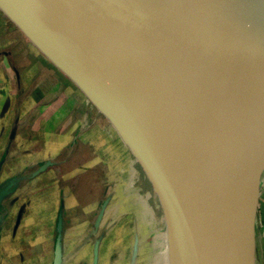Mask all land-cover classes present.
Masks as SVG:
<instances>
[{
	"label": "water",
	"instance_id": "95a60500",
	"mask_svg": "<svg viewBox=\"0 0 264 264\" xmlns=\"http://www.w3.org/2000/svg\"><path fill=\"white\" fill-rule=\"evenodd\" d=\"M0 7L115 124L210 263L253 264L264 149L246 140L254 130L264 138V0H0ZM61 225L60 210L52 264L62 262Z\"/></svg>",
	"mask_w": 264,
	"mask_h": 264
},
{
	"label": "crops",
	"instance_id": "0c3cea01",
	"mask_svg": "<svg viewBox=\"0 0 264 264\" xmlns=\"http://www.w3.org/2000/svg\"><path fill=\"white\" fill-rule=\"evenodd\" d=\"M90 110L99 116L94 115L93 120L90 119ZM101 116L103 117L76 84L0 13V191H5L0 203V216L3 218L1 223L3 225L8 214L12 218V212L14 222L11 229L17 237L20 238L26 230L29 234L38 235L37 231L40 230V233L43 231L45 236H51L55 240L61 210V264H65V246L69 241H65V238L68 236H73L71 239H74L70 250L72 257H76L81 251L85 252L76 262L69 264H92V260H89L92 251L90 254V250H85L84 244L92 243V238L97 235L93 233L94 230L86 234H80L83 229L77 230L90 220L96 204H99L97 200L105 194L104 186L94 180V176L101 174L102 178H106L105 173L107 175L109 170V175L114 177L120 171V164L115 166L114 160L123 148L113 133L106 134L109 121L103 125L98 120ZM91 123L94 124L91 126ZM84 152L87 153V161L84 159L80 166V162L76 161L84 156ZM60 156L64 159L55 162ZM68 160L71 161L70 164ZM46 161H51L52 164L45 170L38 171ZM60 162L73 166L67 170H58ZM44 171L51 173L56 180L55 199L49 184H36L34 181V176ZM50 183L51 186L54 185L52 181ZM138 191L142 193L140 186ZM258 192L254 228L257 239L254 241L253 264H264V172L259 178ZM163 193L159 186L158 204H161L162 209L171 203ZM35 206L36 209L33 208ZM156 212L155 210L150 215L152 223L163 218ZM26 215L29 220L27 228L26 224L21 226ZM71 215L83 217L78 221L81 224L77 228L74 221L78 218L72 223ZM17 218L19 221L15 227ZM102 236L104 238L103 234ZM98 240L100 247L101 237ZM94 242L96 239L91 250ZM52 246L54 249V244Z\"/></svg>",
	"mask_w": 264,
	"mask_h": 264
},
{
	"label": "rangeland",
	"instance_id": "374dc122",
	"mask_svg": "<svg viewBox=\"0 0 264 264\" xmlns=\"http://www.w3.org/2000/svg\"><path fill=\"white\" fill-rule=\"evenodd\" d=\"M0 13L3 12L0 10ZM3 15L5 16L4 13ZM6 19L11 23V21L7 17ZM88 115L92 120L94 115L99 116L98 114H95L93 110H90ZM102 118H99L98 120L101 121L100 123H102L103 125H106L108 123V119L104 116ZM93 124L94 123H91V126ZM249 132V136L251 134H254L251 131ZM116 154L118 153H115V155ZM123 154L124 151L122 149L121 152H119L117 158L115 157V166H119ZM86 155L87 153L84 152V156L78 158L79 160H77L76 162L81 163L85 158H87ZM63 159L64 157L60 156L58 159L55 160V162H58ZM70 160H68L69 164L71 162ZM65 164V162H60L58 166H56L58 167V170L60 168L62 171L64 169L67 170L71 166H73H68L67 164ZM137 165L138 168L141 166L142 168L144 167V164L141 162L140 159H138ZM123 172L117 171V174H115L114 177H111L109 175L110 172L108 170V174L106 175L105 173L106 178H102L101 174H99V176H94V180H98L100 184L104 186L105 194L101 195V200H99V204L96 205V212L90 215V220L86 222V226L83 225L82 228H78L77 231L83 229L80 234H86L94 230L93 233L97 236L92 238V243L95 239L97 241L100 237L101 240H103L102 234H109V236L107 237L108 239L105 240L104 248H101L100 250V247L98 245V254L95 264H123L128 255L129 257L132 255V259L133 257H138L137 264H155V259L154 257H152V255L158 250V246H156V241L159 242V238H156V236L164 229L162 221V219L164 218H162L163 216L161 217V215L167 208H160L161 204H158L157 196L153 192V189L151 190V188H149L147 184L141 185L140 189L144 193L150 194L152 206L157 211L156 213H159L158 215L162 218L156 219V221H154L155 223H152L149 217L146 218L141 213L140 205L136 203L135 198L132 194L129 195V197H125L124 189L120 184V180H118L119 176L123 174ZM262 172H264V167L262 168ZM34 177L33 179L36 184L46 182L50 185V190H52L51 194H54L53 198L55 199L56 185L54 184L53 186H51L50 173H46V171H44L38 174L37 176L35 175ZM136 180V182H142L145 180L144 171H142V169H138V171L136 172ZM102 206L103 208L101 212ZM33 208L36 209L37 207L35 206ZM68 211L72 212L69 209ZM100 212L101 214L99 215ZM113 215L114 219H112ZM11 216L12 218L8 214L3 225L1 223L3 218L0 219V264H52V245L55 243V240H53L51 236H45L42 230V232L40 233V230L37 231V229L36 231L38 232V235H36V233H34V235L29 234V231L26 230L25 232H23L24 234L20 238L17 237L15 233H12L11 229L14 222V213L11 212ZM98 216V220L95 221ZM26 217L27 215L24 216L21 226L23 227V224H26L25 227L27 228L29 220H27ZM68 217L69 216H67V218ZM109 217L111 218L110 220ZM71 218L72 223L73 220H76V218H78V220L74 221L75 224L77 223L76 225H78L81 224L78 221L83 217H76L75 215H71ZM9 219L11 220L9 221ZM68 224H71L69 220ZM71 238H73V236H68L65 238V241L66 239L67 241H70ZM75 239L77 240L76 237ZM256 239L257 237L254 234V241H256ZM62 241L64 240L62 239ZM154 245L155 249L152 254V247ZM60 246H62L61 241ZM92 257L93 253L89 257L90 261L92 260ZM71 258V253L64 255L65 262H68L69 260H71ZM132 264H135L134 259L132 260Z\"/></svg>",
	"mask_w": 264,
	"mask_h": 264
},
{
	"label": "bare ground",
	"instance_id": "6f19581e",
	"mask_svg": "<svg viewBox=\"0 0 264 264\" xmlns=\"http://www.w3.org/2000/svg\"><path fill=\"white\" fill-rule=\"evenodd\" d=\"M1 8V7H0ZM12 23V22H11ZM12 52V51H10ZM16 57V56H15ZM19 58V57H18ZM17 58V59H18ZM33 61V60H32ZM31 61V62H32ZM15 62V60H14ZM29 64V63H28ZM31 64V63H30ZM39 66V65H38ZM236 66V65H235ZM233 67V69L231 70L232 75L234 76V78L239 81L240 83H242L244 86H247L248 80L243 79V76L241 75V71L237 68V67ZM248 67H246L245 70L249 71V72H253L250 71L249 69H247ZM27 69V68H26ZM38 69V68H37ZM36 72V71H35ZM34 72V73H35ZM48 74V73H47ZM51 74V73H50ZM46 75V74H45ZM44 76V75H43ZM255 76H257L258 79H262L261 76H259L258 74H256ZM40 81V80H39ZM28 86V85H27ZM31 86V85H30ZM29 89V87H28ZM39 89V88H38ZM56 90V89H55ZM41 91V90H40ZM54 91V90H53ZM33 92V91H32ZM46 92V91H45ZM42 93V92H41ZM35 94V92H34ZM34 98V97H33ZM62 99V98H61ZM35 100V99H34ZM32 101V100H31ZM48 102V101H47ZM34 103V102H32ZM75 103V102H74ZM47 104V103H46ZM61 104V103H60ZM59 104V105H60ZM32 105V104H31ZM68 113V112H67ZM73 113V112H72ZM25 116V115H24ZM32 116V115H31ZM44 116L45 113H44ZM56 116V115H55ZM58 116V115H57ZM61 118V117H60ZM78 119V118H77ZM79 120V119H78ZM44 121V120H43ZM261 122H262V126L264 127V118H261ZM73 123V122H72ZM56 124V123H55ZM78 124V123H77ZM42 127V126H40ZM39 127V128H40ZM54 128V127H53ZM68 131V130H67ZM43 132V131H42ZM65 132V131H64ZM252 132V131H251ZM53 133V132H51ZM114 134L116 136V139L120 141L121 146L124 150V155L122 157V160L120 162V171H124L123 174L120 175V184L124 189V193H125V197H129V195H133L135 198V201L138 205H140L141 208V213L147 218L149 217L150 219V215L152 216V214L155 212L154 207L152 206V202H151V198H150V194L148 193H144L143 191H141L142 193H140L138 191V187L143 185V184H147L149 188H151V190L153 189V192L155 193V195L157 196V200H158V189H159V185L157 184V182L152 178V176L150 175L149 171L147 170V168L144 166L142 168L139 167L138 168V159L139 157L136 155V153L134 152V150L132 149V147H130V145L125 141V139L123 138V136L120 134V132L118 131L117 127L115 126V124L110 121L109 124L106 126V134L110 135V134ZM254 134H251L249 136V138L246 140V143L251 146L254 149H264V138L254 130V132H252ZM54 134V133H53ZM70 134V133H69ZM73 134V133H72ZM44 135V134H43ZM50 135V134H49ZM48 136V134H47ZM70 137V136H69ZM56 138V137H55ZM49 140V139H48ZM52 140V139H51ZM56 140V139H55ZM53 141V140H52ZM65 143V142H63ZM86 143V141H85ZM57 144H59L57 142ZM47 145V144H46ZM49 146V145H48ZM47 146V147H48ZM63 146V145H62ZM92 146V145H91ZM42 147V146H41ZM59 147V146H58ZM61 148V147H60ZM59 148V149H60ZM90 149V148H89ZM98 151V150H97ZM60 152V151H59ZM106 154V153H105ZM93 155V154H92ZM95 157V156H94ZM99 158V156H98ZM107 159L110 160V158L108 156H106ZM90 159V158H89ZM86 160V159H85ZM87 161V160H86ZM111 162V161H110ZM83 163V162H82ZM81 163H79L80 165ZM81 166V165H80ZM78 167V166H77ZM87 168V166H86ZM100 168V167H99ZM93 169V168H92ZM138 169H142V171H144V177L145 180L142 182H136V172L138 171ZM99 170V169H98ZM80 172V171H79ZM78 172V173H79ZM106 172V171H105ZM77 173V172H76ZM75 174V173H74ZM50 178L51 181L56 185V180L54 178V176L50 173ZM61 178V177H60ZM68 178V177H67ZM103 181V180H102ZM119 182V181H118ZM62 186V185H61ZM101 187V186H100ZM107 188V187H106ZM157 191V192H156ZM99 194V193H98ZM164 194V193H163ZM101 200V199H100ZM99 201V200H97ZM166 201H168V199L166 198ZM170 203V201H168ZM91 204V203H90ZM97 205V204H96ZM89 206V205H88ZM90 207V206H89ZM88 207V208H89ZM92 208V207H91ZM91 210V209H89ZM174 207L173 205L170 203L169 206L167 207V209L164 211V213L162 214L163 216V225H164V229L163 231H161L160 233L157 234L156 238H159V242L156 241V246H158V250L156 252L153 251L155 249V245L152 247V257H154L155 259V264H170L169 258L172 259L173 256L176 257V259L181 262L182 264H208L209 259L208 257L205 255V253L203 252L202 248L199 246V244L197 243V241L192 237V235L186 230V228L183 226L182 222L179 221L178 216L176 215L175 211H174ZM89 212V211H88ZM86 212V213H88ZM96 212V211H95ZM88 218V217H86ZM111 218L109 217V220ZM112 219H114V215L112 217ZM150 221L152 222V220L150 219ZM104 222V221H103ZM77 224V223H76ZM78 225H75V228H77ZM81 228V227H80ZM168 229V230H167ZM76 235V234H75ZM78 236V235H76ZM109 234H104V241L105 239L107 240ZM74 240H70L66 246H65V253L64 255H67L69 253H71V246ZM105 242H101L100 245V250L103 246H105L104 244ZM93 243H88V244H84L85 250L88 249V251L90 250V254H91V245ZM131 247V246H130ZM82 248V247H81ZM85 252L81 251L78 253V255L76 257H72L71 260H69L68 262H65V264H69L71 262L74 263V261L76 262V260H78ZM132 254V253H131ZM133 259L135 260V264L138 263V257H133ZM132 255L129 257V255L127 256L126 260L124 261L123 264H132ZM84 260V258H83ZM110 260V259H109ZM117 261V259H116ZM87 262V260H86ZM112 262V261H111ZM152 262V261H151ZM63 263V262H62ZM211 264V263H210Z\"/></svg>",
	"mask_w": 264,
	"mask_h": 264
},
{
	"label": "flooded vegetation",
	"instance_id": "af4514ba",
	"mask_svg": "<svg viewBox=\"0 0 264 264\" xmlns=\"http://www.w3.org/2000/svg\"><path fill=\"white\" fill-rule=\"evenodd\" d=\"M13 232H15L14 229H13ZM102 248H104V246Z\"/></svg>",
	"mask_w": 264,
	"mask_h": 264
}]
</instances>
